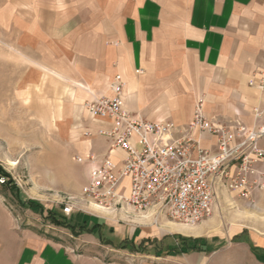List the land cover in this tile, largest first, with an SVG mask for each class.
<instances>
[{
  "label": "crops",
  "instance_id": "0c3cea01",
  "mask_svg": "<svg viewBox=\"0 0 264 264\" xmlns=\"http://www.w3.org/2000/svg\"><path fill=\"white\" fill-rule=\"evenodd\" d=\"M7 14H14L16 44L31 56L35 77L53 78L58 86L54 110L83 174L66 188L65 200L76 199L68 216L57 207L21 199L17 186L11 190L16 200L30 201L42 213L17 202L12 207L0 194V264H117L107 259L114 252L138 253L146 245L159 251L153 257L176 259L173 264H201L202 252L168 254L165 249L182 242L169 232L190 245V239H202V225L155 220L154 209L139 217L80 201L92 164L77 163L75 158H101L111 147L109 138L97 134L108 131L110 121L91 119L84 105L110 97L118 76L126 83L124 110L148 122L172 123L175 139L189 130L199 100L209 120L256 126L252 110L263 105V98L248 83L256 72L264 71V0H0V19ZM85 132L91 136L85 137ZM188 133L201 148L215 153L214 136ZM122 157L117 151L113 159ZM258 169L264 172V164ZM226 171L234 173L235 165ZM123 185L127 192L128 181ZM214 187L212 211L227 192L218 180ZM242 200L254 203L264 220V189ZM48 211L65 218L77 234L51 224L45 218ZM182 231L192 234L181 235ZM236 236L247 237L246 230ZM256 242L264 252V238ZM201 244L208 250L207 241ZM159 245L164 246L163 253L156 248Z\"/></svg>",
  "mask_w": 264,
  "mask_h": 264
},
{
  "label": "built area",
  "instance_id": "2783aa9c",
  "mask_svg": "<svg viewBox=\"0 0 264 264\" xmlns=\"http://www.w3.org/2000/svg\"><path fill=\"white\" fill-rule=\"evenodd\" d=\"M248 86L257 89L263 98V105L252 110L258 124L251 128L238 121L224 125L209 120L201 111L202 101L197 102L188 131L214 136L216 151L211 153L201 148L188 131L181 138H173L175 126L170 122H148L124 110L126 83L115 77L110 97L84 105L91 119L110 121L111 128L97 134L109 138L111 147L101 158H75L77 163L92 164L81 187L80 201L136 215L154 209L171 221L193 227L212 213L217 180L242 198L263 190L264 172L258 165L264 164V146H260L264 139V71L256 72ZM84 136L90 137L91 133L85 132ZM117 151L123 157L116 162L113 156ZM230 164L235 165L231 174L226 171ZM4 184L5 179L0 178V185ZM73 201L76 199L69 198L64 203L62 215H70Z\"/></svg>",
  "mask_w": 264,
  "mask_h": 264
},
{
  "label": "rangeland",
  "instance_id": "374dc122",
  "mask_svg": "<svg viewBox=\"0 0 264 264\" xmlns=\"http://www.w3.org/2000/svg\"><path fill=\"white\" fill-rule=\"evenodd\" d=\"M6 16L0 19V175H8L4 179L17 186L22 192L21 199L31 198L60 211L66 203V188L83 172L72 159L63 137L64 126L54 110L58 86L53 78L35 77L31 56L22 53L16 44L14 14ZM9 188L10 185H0V194L14 207L16 197ZM216 201L210 216L194 227L202 225L204 235L200 239L209 245L200 256L201 264H264L262 250L255 253L247 243L232 241L243 230L247 233L243 239L250 241L254 248H257L256 240L264 238V220L256 213L255 204L245 203L230 191ZM16 210L22 216L26 214ZM118 212L134 215L129 211ZM153 212L155 220L163 217L166 222L182 225ZM170 233L175 240L184 239L175 232ZM156 248L164 252V246ZM154 250L149 245L139 247L138 253L118 250L107 259L117 264L175 263L176 259L166 255L153 257Z\"/></svg>",
  "mask_w": 264,
  "mask_h": 264
},
{
  "label": "trees",
  "instance_id": "16d2710c",
  "mask_svg": "<svg viewBox=\"0 0 264 264\" xmlns=\"http://www.w3.org/2000/svg\"><path fill=\"white\" fill-rule=\"evenodd\" d=\"M8 177V175L6 174H1L0 175V178H6ZM12 181L8 180L6 181L5 180V184L4 185H10V188L9 190H12L15 189V186L13 187L12 185ZM16 202L21 206V207H24V208H29V209H33V208H37L39 210V212H43L42 208L30 201H27L26 203L23 202V201H20L19 199L16 200ZM51 224H53L54 226H58V227H63V228H70L72 230V233L74 234H77L74 232L73 228L70 227L69 225H67V222L65 221V218L63 217H60V216H57L55 213L53 212H50L48 211L47 214H46V217H45ZM181 244L178 245L177 247L173 248V249H169L168 247H166V253H176V254H179V253H187L188 251L190 250H193V251H198V252H206L207 250L204 249V245L201 244V239H190V245H186V243L184 242V239L181 240ZM232 241H238V242H244V243H247L250 247V249L253 250V252H258L260 251V249H257V248H254L250 241H247L245 239L242 238V236H236L235 238H233ZM199 245V246H198ZM154 254H158V252H154Z\"/></svg>",
  "mask_w": 264,
  "mask_h": 264
},
{
  "label": "bare ground",
  "instance_id": "6f19581e",
  "mask_svg": "<svg viewBox=\"0 0 264 264\" xmlns=\"http://www.w3.org/2000/svg\"><path fill=\"white\" fill-rule=\"evenodd\" d=\"M181 234L183 235H189V234H192V232H187V231H182L180 232ZM202 233V232H201ZM198 233L194 232L193 235H197Z\"/></svg>",
  "mask_w": 264,
  "mask_h": 264
}]
</instances>
